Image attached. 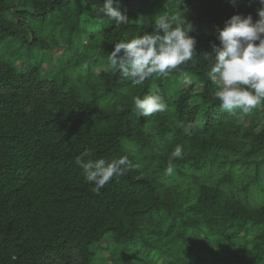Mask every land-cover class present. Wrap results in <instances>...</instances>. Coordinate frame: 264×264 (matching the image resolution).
Returning <instances> with one entry per match:
<instances>
[{
  "label": "trees",
  "instance_id": "obj_1",
  "mask_svg": "<svg viewBox=\"0 0 264 264\" xmlns=\"http://www.w3.org/2000/svg\"><path fill=\"white\" fill-rule=\"evenodd\" d=\"M102 5L0 0V264H264V104L222 110L205 59L258 0H119L118 27ZM162 14L192 24L194 56L133 85L108 53ZM157 91L167 110L137 117L133 97ZM84 148L130 167L95 194L75 163Z\"/></svg>",
  "mask_w": 264,
  "mask_h": 264
},
{
  "label": "clouds",
  "instance_id": "obj_2",
  "mask_svg": "<svg viewBox=\"0 0 264 264\" xmlns=\"http://www.w3.org/2000/svg\"><path fill=\"white\" fill-rule=\"evenodd\" d=\"M235 6L237 0H229ZM256 18L251 14L231 15L216 32L218 44L205 59L211 61L207 76L217 84L214 99L222 110L235 115L236 110L250 114L264 104V0H258ZM102 23L116 27L128 17L119 9V0H103L97 11ZM192 24L183 16L158 15L152 32L116 41L108 53L107 64L131 84H143L153 76L166 77L180 65L190 61L195 53L196 39L190 35ZM88 68V63L83 69ZM99 75V69H96ZM138 116L151 117L167 110L163 95L157 91L143 97H133ZM90 148H84L75 158L91 191L99 194L113 179L125 175L130 167L127 156L111 160L94 159ZM183 158V146L177 145L170 154L165 176L174 171V159Z\"/></svg>",
  "mask_w": 264,
  "mask_h": 264
},
{
  "label": "rangeland",
  "instance_id": "obj_3",
  "mask_svg": "<svg viewBox=\"0 0 264 264\" xmlns=\"http://www.w3.org/2000/svg\"><path fill=\"white\" fill-rule=\"evenodd\" d=\"M106 242L107 240L104 239V241H102L100 244L102 248H100L96 253L98 259H103L105 256H108V253L103 249V246H105Z\"/></svg>",
  "mask_w": 264,
  "mask_h": 264
}]
</instances>
